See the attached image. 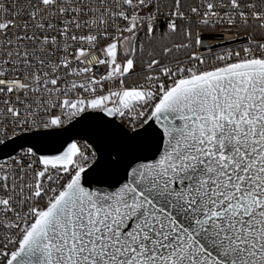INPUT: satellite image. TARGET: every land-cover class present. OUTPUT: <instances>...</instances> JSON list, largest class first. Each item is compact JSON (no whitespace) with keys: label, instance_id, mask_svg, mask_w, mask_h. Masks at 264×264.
<instances>
[{"label":"snow or ice","instance_id":"1","mask_svg":"<svg viewBox=\"0 0 264 264\" xmlns=\"http://www.w3.org/2000/svg\"><path fill=\"white\" fill-rule=\"evenodd\" d=\"M0 264H264V0H0Z\"/></svg>","mask_w":264,"mask_h":264}]
</instances>
